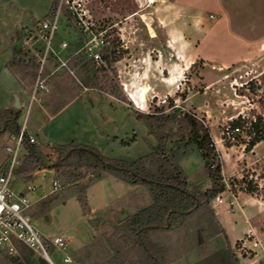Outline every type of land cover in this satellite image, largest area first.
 <instances>
[{
    "label": "rangeland",
    "instance_id": "rangeland-1",
    "mask_svg": "<svg viewBox=\"0 0 264 264\" xmlns=\"http://www.w3.org/2000/svg\"><path fill=\"white\" fill-rule=\"evenodd\" d=\"M8 1H0V4L4 3L2 7L5 5L0 8L1 32L15 30L18 14L22 17L23 26H30L31 22L42 20L44 8H49V0H13V4H8ZM59 1L52 0L53 7ZM241 1L240 4L228 2L225 5L232 8L231 12L235 5H240L244 22L251 27L257 23L260 26H257L255 36L249 35V38L256 40L254 45L251 44L255 49L239 51L238 61L234 60L236 56H229L222 49L216 38L217 31L214 30L217 28L214 25H217L220 10L214 0L203 4L214 36L203 45L209 30L201 26L196 28L185 11L174 8L166 0H158L150 7L142 6V0H86L97 21V28L110 30L111 43L106 49L112 61L104 57L103 63L94 64L96 71H91L88 83L83 81L78 68H72V72L63 67L64 82L66 78L68 82H74L78 92L83 88L81 82L88 88V92L63 113V128L69 130V134L68 130L66 133L63 131V138L69 141L66 144L82 143L95 148L107 158L132 162L150 154L157 145L156 137L149 132L147 124L137 117L136 111L188 112L209 126L223 162V181L236 190L240 186L247 188L249 182L258 185L254 192L241 190L243 212L237 209L229 213L228 204L218 203L214 198L210 206L204 205L182 225L151 232V238L166 247L167 264H236V256L240 258L239 264H264L263 248L253 246L254 249L247 247L239 250L236 246L249 229L248 223L246 226L241 223L246 218L253 224L264 246V140L251 150L246 149L252 138L250 122L241 128L235 139L228 138L225 133L226 128L240 116L247 120H256L261 116L264 124V0ZM142 13L153 18L156 36L150 35ZM214 14L217 15L216 20L211 16L214 17ZM222 15L223 12L220 17ZM68 16L67 21L62 12L59 29L52 41L63 58L67 57L72 47H63L62 41L76 40L77 45L81 40L76 21L70 14ZM189 25L192 28L189 29ZM172 38L175 45L171 43ZM45 46L46 41L39 39L34 49L43 53ZM25 56H30L34 60L32 65H35L34 71L31 69L29 75L26 73L28 76L25 80L28 81L31 75L35 78L39 62L36 52L29 51ZM52 58L59 64L57 56L50 52L48 60ZM222 61L228 65L221 68L219 62ZM26 99L30 101V94ZM66 99L64 96V104L68 101ZM28 109L25 106L22 110L21 123L28 120L33 134L40 135L39 146L55 160L58 153L51 147L59 144L43 137L42 131L37 129L38 126L45 128L48 123L46 116L39 111L38 103H34L29 112ZM72 121L76 125L71 124ZM65 124L71 125L65 127ZM6 133L12 135L9 131ZM70 133L76 136L72 138ZM8 142L9 139L0 137V168L3 169L7 164L5 145ZM26 152L21 150L20 155ZM181 163L192 179L202 181L201 189L206 188L203 183L210 180L206 175L209 170L201 156L195 152ZM18 169L12 177L17 191H26L27 184L36 186L34 191H26L31 200L36 201L31 210L36 226L48 237L62 235L70 241L67 250L50 247L53 264H82L78 261V255L81 256L84 252L81 249L94 239L95 234L113 235L120 221L153 201L145 185L136 184L139 187L132 189L133 184L113 174H106L94 181V171L87 167H77L73 178L53 168L49 179L42 174L44 169H50L47 167L21 173ZM54 178L61 188H54ZM87 184L90 185L86 190L87 205L84 206L78 195ZM223 196L229 197L227 185ZM211 208L216 213L215 217L211 215ZM124 214L127 215L123 218ZM212 218L218 222L221 220L225 233L211 235ZM93 220L99 224V231L92 226ZM67 254L72 256L73 262L64 261ZM129 258L130 254L124 264H131ZM6 263L5 255L0 252V264Z\"/></svg>",
    "mask_w": 264,
    "mask_h": 264
},
{
    "label": "trees",
    "instance_id": "trees-1",
    "mask_svg": "<svg viewBox=\"0 0 264 264\" xmlns=\"http://www.w3.org/2000/svg\"><path fill=\"white\" fill-rule=\"evenodd\" d=\"M64 13L68 21L69 13L66 9ZM104 57L109 62L112 61L108 49L105 50ZM69 64L78 68L83 81L88 83L91 71L95 70L94 63L74 57ZM11 67L16 73L18 70L30 73L29 65L23 63L16 62ZM136 113L137 117L147 124L149 132L156 137L157 145L150 154L132 162L107 158L95 148L78 142L52 146L58 153L57 158L52 160L39 143L31 142L28 133L25 134L29 153L18 169L20 173L47 167L61 170L73 178L77 167H87L93 169L94 181L106 174H113L131 184L145 185L152 194L153 201L120 221L113 235L95 234L94 239L81 249L84 251L81 256L78 255V261L82 264H124L129 254L131 264H167V249L151 238V232L182 225L204 205L210 206L211 201L226 189L222 176L223 162L216 150L209 126L203 120L188 112ZM21 116V109L13 106L1 108L0 137L8 131L18 135L22 127ZM262 120L261 116L256 120H247L240 116L229 127L242 128L251 123L252 138L246 145V149L251 150L258 142L264 140ZM195 152L203 159L209 170L208 176L212 180V186L204 191L199 190L191 181L181 163L184 158ZM242 182L246 183V180L242 179ZM90 184L81 188V195H78L84 206L87 205L86 190ZM231 184L234 185L232 181ZM257 188V184L249 182L246 190L254 192ZM211 212L215 217V211L212 209ZM98 225L96 220L92 221L96 231L100 230ZM223 231L218 220L210 219L211 235L215 236ZM18 249L17 255L1 252L7 259L6 264H50L40 255L37 258L36 253L24 244L19 243Z\"/></svg>",
    "mask_w": 264,
    "mask_h": 264
},
{
    "label": "built area",
    "instance_id": "built-area-1",
    "mask_svg": "<svg viewBox=\"0 0 264 264\" xmlns=\"http://www.w3.org/2000/svg\"><path fill=\"white\" fill-rule=\"evenodd\" d=\"M157 1L158 0H142L141 5L150 7L157 3ZM65 9L74 18L81 33L80 43L75 45L74 51L68 59H63V57L60 56V51H56L52 43L59 29L62 12H64ZM211 16L213 17V15ZM30 30H37V32H30L27 38L24 39L25 54L29 51L36 52V60L39 62V66H37L36 76L29 89L30 105L22 103L23 107L28 106V112L33 102H41V97L51 90L48 83L49 74L45 72L50 52H53L58 58L59 64L56 70L63 67L69 69V60L74 57L84 58L94 64L103 63L104 52L111 43L109 40L111 37L110 30L97 28V21L92 15L86 0H60L58 5H56L46 17L38 21L33 29ZM39 39L46 41L43 53L34 49L35 42ZM70 44L71 43L66 40L62 41L63 47H69ZM84 89L88 90L87 87H84ZM130 97L135 103V99L131 95ZM21 124L22 127L18 135H8L9 142L5 145L7 164L4 169L0 168V252L9 255H17L19 254L18 244L20 243L26 245L37 255L44 257L53 264V260L49 253L50 247L67 250L70 247V241L62 235L48 237L34 223L31 210L36 201H32L26 191L32 192L36 189V186L27 184L26 191H17L14 187L15 184L12 177L16 173V170L23 164L29 153L25 143V134L28 133L31 142L39 143L36 135L28 132L26 120ZM240 132V127H227L225 133L228 138L235 139ZM21 150H26V154L20 155ZM45 170L46 169L42 172L43 176H46ZM53 185L55 189L62 187L55 178L53 180ZM226 185L229 197L225 198L223 192L219 193L216 196L218 203H227V211L229 213L235 212L237 209L243 212L239 194L241 190L246 189V187L240 186L239 189L236 190L228 182H226ZM245 222L249 224V229L246 230L245 237L236 243L238 249L244 250L247 247L254 249L253 246H259L264 249L262 241L249 219L246 218ZM248 242L249 244H247ZM64 261L73 262V258L70 254H67L64 257Z\"/></svg>",
    "mask_w": 264,
    "mask_h": 264
},
{
    "label": "crops",
    "instance_id": "crops-1",
    "mask_svg": "<svg viewBox=\"0 0 264 264\" xmlns=\"http://www.w3.org/2000/svg\"><path fill=\"white\" fill-rule=\"evenodd\" d=\"M166 1L167 3L170 2L171 5L174 6V8L180 9L182 12L185 11L188 17L191 18L190 20L195 23L196 28H199L201 26V28H205V30H209L203 39L202 45L208 43L210 41L209 40L210 37H214L212 35L211 25L208 23L209 22L208 15L203 7L204 3L210 2L211 0H166ZM214 1L219 4V10H220L219 18L216 21L217 25H214L217 28V30L214 31H217L215 35L218 40V43L221 44L222 49H224V51L227 52L229 56H234V57L236 56L234 60L237 59L236 61H238L239 57L237 54L239 51L241 52L249 48L255 49L253 48L254 47L253 45L256 42V40L254 38L253 39L249 38V35L255 36L257 33L256 31L257 26H260V24L259 23H257V25L253 24V26L251 27L249 26L248 23H245L243 20L244 17L241 16L242 9L240 5H235L233 7L234 11L232 12L230 11L232 10V8H229L228 6L225 5V3L228 2L240 4L242 3L241 0H214ZM7 3L13 4L14 1L9 0ZM3 4H0V8L5 7V5L2 7ZM54 7L52 4V0H49V8H44L45 11L42 12L45 14L44 17L47 16L51 12V9L53 10ZM222 12L223 15L220 17ZM18 15L19 18L17 20V23L15 24V30H8L5 32L0 31V109L12 106V103L14 101V93H19L21 97V104L24 103L30 105L31 102L28 101L26 98H27V94H29L30 85L33 83L34 78L30 74L31 79L28 81L25 80L27 74L23 73L20 70H18V72L16 73L11 67V65L16 62L23 63L29 65V69L30 70L32 69V71H34L33 69L35 68V65L34 66L32 65L34 60H31L30 56H28L27 58L25 56L26 54H25L24 39L27 38L30 32H37V30L31 31L30 29H33L34 25L38 21L31 22L32 24L30 26H23L21 22L22 17L20 14ZM216 17L217 15L214 14V17L212 18L216 20ZM247 27H249V29H247ZM188 28L189 29L192 28L191 25H189ZM76 42H77L76 40L70 41L71 43L70 46L72 47V49L69 52L70 50L69 48L67 52V57L63 59H68L71 56V54L74 51ZM171 43L172 45H175L173 38L171 39ZM44 48L45 47H43V49ZM55 49H58V47H55ZM219 64L221 65V68L228 65L226 61H222V63L219 62ZM57 65L58 64H56L54 58L47 61L45 72L46 74H49L48 83L51 87V91L41 97V102H33L31 106L33 108L34 103H38L40 107L39 111L42 112L48 120V123L45 126V128L42 129L41 126L38 127L36 126L39 131H42L43 137L49 138L51 141L55 142L54 144L62 145L69 143L68 140L66 141L63 138V133L64 132L66 133V131L68 130L66 128H63V113L67 111L69 108H71L82 97L84 93L88 92V90L86 91L84 89V85L82 84V82L81 85L83 86V88L81 92H78L76 90L77 87L76 84H74V82H68L69 80L67 78H66L67 81L64 82L63 68L56 70ZM68 65H69V69L73 70L72 69L73 67H71L69 63ZM64 96H66L67 98L66 100H68L65 104L63 102ZM24 107L22 105L21 112L24 109ZM25 120H26L28 132L33 133L28 126V120L27 119ZM71 124L76 125V122L72 121ZM70 125L65 124V127H70ZM67 134H69V130ZM71 134L73 135L72 138L76 136L74 135V133H70L69 136H71ZM8 135H9L8 133H5L3 136L5 139L7 138L8 140ZM36 137L38 138L40 143V135H36ZM206 175H208L207 171H206ZM189 177L191 181L194 182L195 185L201 191H204L212 186V180L210 177L209 178L211 181L209 180L206 183H203L204 186H206V188L204 189H201L200 187L202 181L192 179L190 175ZM132 186H133L132 189H137L139 187L136 186V184H133ZM239 198H240V194H239ZM219 223L221 224V227L224 230L223 232L225 233L226 230L221 220ZM241 223L242 226H246L247 224L245 221H242ZM198 242L202 243L201 241ZM235 260H236V264H239L238 262L240 258L238 256L235 257ZM225 264H228V262H226Z\"/></svg>",
    "mask_w": 264,
    "mask_h": 264
},
{
    "label": "water",
    "instance_id": "water-1",
    "mask_svg": "<svg viewBox=\"0 0 264 264\" xmlns=\"http://www.w3.org/2000/svg\"><path fill=\"white\" fill-rule=\"evenodd\" d=\"M12 106L17 108V109H21L22 108V104H21V97L19 95V93H14V101L12 103ZM50 169H46L45 170V177L46 179H49V175H50ZM127 214H124L122 217H126Z\"/></svg>",
    "mask_w": 264,
    "mask_h": 264
},
{
    "label": "bare ground",
    "instance_id": "bare-ground-1",
    "mask_svg": "<svg viewBox=\"0 0 264 264\" xmlns=\"http://www.w3.org/2000/svg\"><path fill=\"white\" fill-rule=\"evenodd\" d=\"M141 17L143 20L147 21L146 24H148V30L150 32V35L152 37L156 36V31L154 29V26L152 25L153 18L151 16H149L147 13H142Z\"/></svg>",
    "mask_w": 264,
    "mask_h": 264
}]
</instances>
